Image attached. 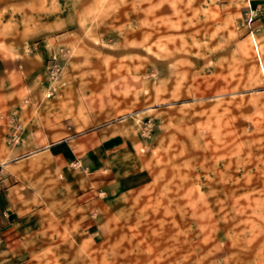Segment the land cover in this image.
<instances>
[{"label": "rangeland", "instance_id": "1", "mask_svg": "<svg viewBox=\"0 0 264 264\" xmlns=\"http://www.w3.org/2000/svg\"><path fill=\"white\" fill-rule=\"evenodd\" d=\"M253 38L264 54V0H0V116L18 117L8 152L90 134L106 178L127 183L73 210L47 161L44 181L36 162L0 165L3 186L21 176L40 204L6 234V254L264 264V75Z\"/></svg>", "mask_w": 264, "mask_h": 264}, {"label": "crops", "instance_id": "2", "mask_svg": "<svg viewBox=\"0 0 264 264\" xmlns=\"http://www.w3.org/2000/svg\"><path fill=\"white\" fill-rule=\"evenodd\" d=\"M253 43L260 64L259 69L264 70V54L259 51L254 38ZM16 118V113L7 117L0 116V119L7 120L4 124L0 123V165L36 162V171H40L41 180L44 181V161H47L49 180L57 185L59 191L61 186L65 189L68 206L73 210L91 208L100 200L116 198L126 190L125 180H109L103 173L104 170L99 168L100 160L94 153L93 138L90 134H66L60 140L38 149H29L22 153H17V150L8 152L5 142H12L16 136L13 127V120ZM8 134L10 137H7ZM4 157H8V161ZM7 179L13 183L3 186L0 182V264H33L21 253L14 252L15 250H8L6 254L4 238L16 224L22 222L24 216L40 205L39 197L31 194L22 185L23 177L11 176ZM43 201L42 197L40 203Z\"/></svg>", "mask_w": 264, "mask_h": 264}, {"label": "built area", "instance_id": "3", "mask_svg": "<svg viewBox=\"0 0 264 264\" xmlns=\"http://www.w3.org/2000/svg\"><path fill=\"white\" fill-rule=\"evenodd\" d=\"M50 95H51L50 92L47 93V96H50ZM18 128H19V126H18ZM15 135H16V136H14V138H13L14 140L18 138V132H17V131L15 132Z\"/></svg>", "mask_w": 264, "mask_h": 264}, {"label": "bare ground", "instance_id": "4", "mask_svg": "<svg viewBox=\"0 0 264 264\" xmlns=\"http://www.w3.org/2000/svg\"><path fill=\"white\" fill-rule=\"evenodd\" d=\"M260 65V64H259ZM260 73H262L263 75H264V70L262 69L261 71H260ZM264 77V76H263Z\"/></svg>", "mask_w": 264, "mask_h": 264}]
</instances>
